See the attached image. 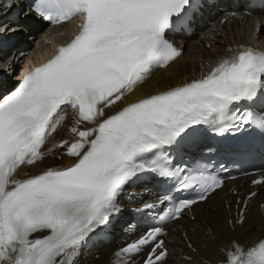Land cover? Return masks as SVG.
I'll list each match as a JSON object with an SVG mask.
<instances>
[{
  "label": "snow or ice",
  "instance_id": "obj_1",
  "mask_svg": "<svg viewBox=\"0 0 264 264\" xmlns=\"http://www.w3.org/2000/svg\"><path fill=\"white\" fill-rule=\"evenodd\" d=\"M197 7L196 0H32L31 11L45 21L79 23L67 43L0 95V264H77L82 248L123 213L129 190L149 183L135 209L144 229L129 225L135 239L113 253V264H167L168 222L179 223L224 187L202 156L185 160L186 149L210 134L222 140L245 130L264 149V51L240 45L199 76L136 95L155 69L182 55L167 37ZM69 107V138L42 151ZM256 142L205 147L240 151ZM53 153L70 163L17 177ZM252 184L264 186V171ZM245 222L244 209L227 221ZM187 248L197 251L190 241ZM220 252V264H264V236L248 245L232 240ZM182 261L197 264L192 255Z\"/></svg>",
  "mask_w": 264,
  "mask_h": 264
},
{
  "label": "bare ground",
  "instance_id": "obj_2",
  "mask_svg": "<svg viewBox=\"0 0 264 264\" xmlns=\"http://www.w3.org/2000/svg\"><path fill=\"white\" fill-rule=\"evenodd\" d=\"M19 3L20 0H13V6H19L17 5ZM5 10L0 7V15ZM217 15H219L218 12ZM20 22L19 18L13 19L12 22L4 20L0 22V27L3 28L10 23L12 28H16ZM257 22L258 27L255 20L248 17L232 18L224 25H220L219 20L210 21L209 25L205 24L191 40H174L177 47L182 50V55L169 68L153 71L147 81L137 90L136 95H139L140 92H153L157 88L167 87L169 84H175L185 78L199 76L202 72L209 70L213 61L227 56L230 53V47L237 42L264 48V16H261ZM25 24L29 26L26 35L16 34L5 42V46L12 49L11 51H18L15 44L26 39L27 36L32 35L34 40L39 42L42 33H50L40 44L43 53H46L50 43L57 42L60 37H63V34L56 32L55 29L45 30L44 25L36 19L26 18ZM38 30L42 31L37 33ZM24 50L21 49L19 52L22 53ZM43 53L33 54L26 64L20 65V76L28 68L37 66L38 62L43 60ZM21 59L23 61L27 58L22 56ZM3 86V82L0 80V90ZM132 98L134 97H129V99ZM57 120L59 122L55 124L56 130L48 137L42 151H45L48 145H54V142L59 139L69 138L68 129L73 121L72 111L58 117ZM68 163H70V159L58 158V153L47 154L43 162L21 167L17 177L22 178L25 173L36 174L45 167H60ZM225 187L217 191L207 202L194 206L190 213L192 220L182 219L174 231H171V226H168L170 231L165 240L170 255L167 258V264H183L182 257L187 255H192L197 264H219L222 259L220 249L228 246L231 240H238L241 244L248 245L254 243L260 235H264V217L259 216L261 210L256 207L257 202L264 196V186L255 187L256 196L251 197L245 207L246 222L239 227H233L227 223L229 219H234L230 208L233 196L230 194L218 195L219 192L224 191ZM141 196L149 197V192L144 187L129 190L122 204L123 213L121 216L113 221L108 231L93 237L82 248L77 264H113V253L128 239L135 237L129 225H135L132 211L139 206L137 200ZM189 241L196 248L195 253L187 248ZM141 258L142 255L135 259L139 261Z\"/></svg>",
  "mask_w": 264,
  "mask_h": 264
},
{
  "label": "rangeland",
  "instance_id": "obj_3",
  "mask_svg": "<svg viewBox=\"0 0 264 264\" xmlns=\"http://www.w3.org/2000/svg\"><path fill=\"white\" fill-rule=\"evenodd\" d=\"M20 11H21V10H19L18 13H19ZM29 42H31V41H29ZM60 140H61V139H59V140H57V141H60ZM57 141H55L54 143H58Z\"/></svg>",
  "mask_w": 264,
  "mask_h": 264
}]
</instances>
